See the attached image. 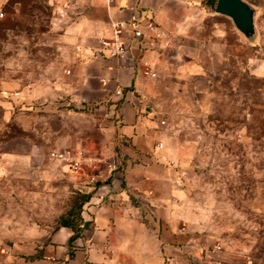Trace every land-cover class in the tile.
Masks as SVG:
<instances>
[{"label": "crops", "instance_id": "crops-1", "mask_svg": "<svg viewBox=\"0 0 264 264\" xmlns=\"http://www.w3.org/2000/svg\"><path fill=\"white\" fill-rule=\"evenodd\" d=\"M57 12L61 62L48 81L8 83L7 113L16 103L24 113H54L63 124L56 146L82 155L75 179L89 198L76 229L8 248L0 264H221L214 235L181 210L184 170L176 167L184 154L170 143L156 102L160 83L206 76L208 58L227 45L220 29H207L213 15L203 0H70ZM134 13L162 37L128 34L131 60L110 58L100 39ZM144 62L156 80L145 76Z\"/></svg>", "mask_w": 264, "mask_h": 264}, {"label": "rangeland", "instance_id": "rangeland-1", "mask_svg": "<svg viewBox=\"0 0 264 264\" xmlns=\"http://www.w3.org/2000/svg\"><path fill=\"white\" fill-rule=\"evenodd\" d=\"M69 1L8 0L0 9V255L76 224L86 196L77 171L49 157L63 127L54 113H24L17 103L7 113L8 83L48 81L61 62L54 23ZM244 1L255 10V36L207 7L208 31L220 29L227 45L208 58L206 76L170 77L156 99L184 154L181 210L214 235L221 264H264V0Z\"/></svg>", "mask_w": 264, "mask_h": 264}, {"label": "built area", "instance_id": "built-area-1", "mask_svg": "<svg viewBox=\"0 0 264 264\" xmlns=\"http://www.w3.org/2000/svg\"><path fill=\"white\" fill-rule=\"evenodd\" d=\"M3 18V14H0ZM112 34L109 38L100 39V46L107 50L110 58L118 59L120 61H130V46L128 44V34L136 41L144 40V30H149L155 34V40L162 37L158 27L152 22H144L138 13L131 15L128 21L112 24ZM145 69V76L155 80L157 73L153 70L148 62L143 63ZM70 72H68L69 74ZM118 94H121L120 92ZM161 125L164 126L165 122L162 121ZM158 147H162L160 143ZM49 157L52 161L61 162L67 165L73 171H79L82 164V155L75 153L69 148L53 150L50 152ZM92 181H94L92 179ZM215 252L221 251L220 246L214 248Z\"/></svg>", "mask_w": 264, "mask_h": 264}, {"label": "water", "instance_id": "water-1", "mask_svg": "<svg viewBox=\"0 0 264 264\" xmlns=\"http://www.w3.org/2000/svg\"><path fill=\"white\" fill-rule=\"evenodd\" d=\"M214 12L230 19L236 30L247 40L255 36V10L246 1L217 0Z\"/></svg>", "mask_w": 264, "mask_h": 264}, {"label": "trees", "instance_id": "trees-1", "mask_svg": "<svg viewBox=\"0 0 264 264\" xmlns=\"http://www.w3.org/2000/svg\"><path fill=\"white\" fill-rule=\"evenodd\" d=\"M204 4L206 5V7L213 9L215 4H216V0H203ZM89 198V196H85V199L82 202V205L86 202V200ZM81 207H80V211H79V218L76 224H72V223H64L62 224L60 227H70L73 229H76L78 227V225L80 224V214H81Z\"/></svg>", "mask_w": 264, "mask_h": 264}]
</instances>
